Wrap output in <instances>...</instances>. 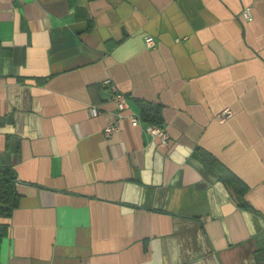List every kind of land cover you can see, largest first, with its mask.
Masks as SVG:
<instances>
[{
  "label": "crops",
  "instance_id": "crops-1",
  "mask_svg": "<svg viewBox=\"0 0 264 264\" xmlns=\"http://www.w3.org/2000/svg\"><path fill=\"white\" fill-rule=\"evenodd\" d=\"M1 162L0 264H264V0H0Z\"/></svg>",
  "mask_w": 264,
  "mask_h": 264
},
{
  "label": "built area",
  "instance_id": "built-area-1",
  "mask_svg": "<svg viewBox=\"0 0 264 264\" xmlns=\"http://www.w3.org/2000/svg\"><path fill=\"white\" fill-rule=\"evenodd\" d=\"M241 16L244 20L249 21L251 20L252 16L250 13V8L246 7L245 9L242 10ZM144 42L146 47L148 48H153L155 46V40L151 36H146L144 38ZM112 101L115 105V109L117 112L118 119L123 117V111L128 108V103H127V98L125 95L115 91L112 96ZM99 109L95 106H90L89 107V115L91 117H95L99 114ZM129 122L131 125L136 126L139 125L140 119L133 113H129L127 115ZM232 117V111L228 108L223 109L218 115H217V120L220 122H224L228 120L229 118ZM145 125V130L150 133L151 135L158 137L160 143L162 144H167L168 142V137L164 131L163 126L161 125H152L148 123H144ZM119 129V123L118 121L107 125L103 129V135L105 137H109L114 131H117Z\"/></svg>",
  "mask_w": 264,
  "mask_h": 264
},
{
  "label": "trees",
  "instance_id": "trees-1",
  "mask_svg": "<svg viewBox=\"0 0 264 264\" xmlns=\"http://www.w3.org/2000/svg\"><path fill=\"white\" fill-rule=\"evenodd\" d=\"M141 118L146 123L152 125H161L157 124L154 120V114L149 115V111L153 108L146 104L138 102ZM15 176L12 168L6 163H0V216L9 215L10 211L16 206L18 200V193L14 187Z\"/></svg>",
  "mask_w": 264,
  "mask_h": 264
}]
</instances>
